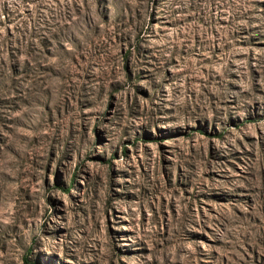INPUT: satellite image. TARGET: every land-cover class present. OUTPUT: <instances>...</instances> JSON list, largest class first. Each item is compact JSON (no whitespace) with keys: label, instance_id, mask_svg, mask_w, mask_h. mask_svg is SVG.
<instances>
[{"label":"rangeland","instance_id":"1","mask_svg":"<svg viewBox=\"0 0 264 264\" xmlns=\"http://www.w3.org/2000/svg\"><path fill=\"white\" fill-rule=\"evenodd\" d=\"M0 264H264V0H0Z\"/></svg>","mask_w":264,"mask_h":264}]
</instances>
